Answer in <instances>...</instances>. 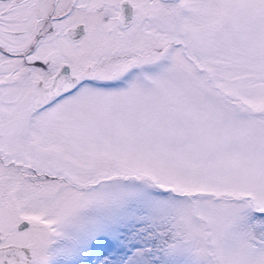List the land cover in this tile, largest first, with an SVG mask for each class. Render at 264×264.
Segmentation results:
<instances>
[{
  "label": "snow or ice",
  "instance_id": "obj_1",
  "mask_svg": "<svg viewBox=\"0 0 264 264\" xmlns=\"http://www.w3.org/2000/svg\"><path fill=\"white\" fill-rule=\"evenodd\" d=\"M0 264H264V0H0Z\"/></svg>",
  "mask_w": 264,
  "mask_h": 264
}]
</instances>
